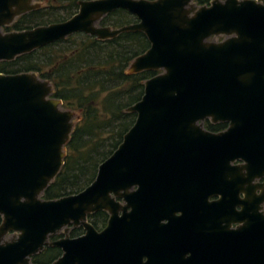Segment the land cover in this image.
<instances>
[{
    "label": "water",
    "instance_id": "1",
    "mask_svg": "<svg viewBox=\"0 0 264 264\" xmlns=\"http://www.w3.org/2000/svg\"><path fill=\"white\" fill-rule=\"evenodd\" d=\"M78 4L66 20L5 31L40 4L0 0V61L76 32L105 40L140 31L150 46L130 62L127 72H160L144 81L142 97L127 107L136 114L135 121L98 165L93 181L54 199L42 195L64 163L75 111L63 107L51 81L36 72L0 73V264H32L30 257L46 244L62 250L50 264H102L117 256L115 241L127 235L124 228L137 230L145 222L156 226L166 212L204 204L232 209L226 224L213 222L208 234L231 239L223 244L237 242L239 248L228 249V257L222 247L215 248V255L202 261L264 264V189L255 194L264 182L253 183L264 177V2ZM118 8L137 21L117 28L98 24ZM218 36L224 38L215 41ZM206 118L228 127L211 132L203 126ZM214 195L220 198L209 201ZM98 210L109 214L101 231L87 219ZM231 222L240 224L230 228ZM70 225L82 226L84 234L69 237ZM61 229L65 236L49 242ZM10 230L17 234L4 239ZM134 235L138 242L141 233Z\"/></svg>",
    "mask_w": 264,
    "mask_h": 264
},
{
    "label": "trees",
    "instance_id": "2",
    "mask_svg": "<svg viewBox=\"0 0 264 264\" xmlns=\"http://www.w3.org/2000/svg\"><path fill=\"white\" fill-rule=\"evenodd\" d=\"M78 1L52 0L47 8L26 12L4 30H22L65 20L77 11ZM211 1L195 0L197 5H208ZM133 21V14L118 8L104 15L99 24L116 28ZM149 46L147 37L140 31L122 32L105 40L76 32L13 60L0 61V73L34 71L51 81L54 96L62 100L63 107L80 114L66 144L62 168L44 190L43 198L54 199L82 190L95 178L98 165L122 141L136 118L127 107L142 97L144 81L155 74L154 71L128 73L127 68ZM104 216V211H96L88 215V220L99 229L105 222ZM79 231L80 228H73L72 236ZM59 254L57 247L48 246L32 261L42 264V256L50 255L53 259Z\"/></svg>",
    "mask_w": 264,
    "mask_h": 264
},
{
    "label": "flooded vegetation",
    "instance_id": "3",
    "mask_svg": "<svg viewBox=\"0 0 264 264\" xmlns=\"http://www.w3.org/2000/svg\"><path fill=\"white\" fill-rule=\"evenodd\" d=\"M41 1H43L44 4L39 3L40 4L39 8L30 11L47 8L50 5L49 2L52 0H41ZM78 8H79V4H78ZM136 21L137 19L135 17V21H133L132 23ZM104 26H110V25H104ZM223 38L224 37L222 36H218L215 38V41L222 40ZM146 71H151V70H146ZM158 72L160 71H154L155 74H157ZM203 126L211 132L218 133L224 131L228 127V123L222 121L214 123L211 122L208 118H206L203 121ZM239 162L240 161L237 160L233 164H238ZM262 182H264V177L255 179L253 181V183H257V184H262ZM263 189H264L263 185L259 186L258 188H256L255 194H260ZM244 197L245 194L240 193V198H244ZM219 198L220 195H216V196L214 195V196H210L208 200L215 201L218 200ZM116 200L121 201V199L117 197ZM211 205L204 204L198 208H196V206L190 205V207L188 208L186 206V209L179 208L174 212L169 210L170 212H166L165 213L166 216L163 217L160 224L156 226H150L145 222L140 224L141 227L137 230L124 228L123 232L126 233L127 235L125 236L122 235L121 237H117L115 241L118 242L116 244L117 256L112 261L110 260L108 262H102V264H205L202 261V258L209 254H211V256L213 257L215 255V248L218 247H222L225 253L224 255L227 256L229 254L227 251L228 249L237 250V248H239L237 245H235L237 244V242L234 245L227 243L223 244V242H231L232 240L231 239L224 240L219 238V236L209 235L208 230L211 228L210 225H212V223L216 222L217 220H222V224L225 225L226 219L230 218L231 216V213H229L228 210L232 212V209L230 207H222L220 209H216ZM217 207H219V205ZM130 209L131 207L128 208L127 211H130ZM240 209H241L240 205L235 207L236 211ZM262 209L264 210V203ZM98 211L105 212V216L103 217L105 218V222L103 225H101L99 229H97L98 231H101L107 225L109 214L105 210H98ZM122 213L123 212L120 209L119 215H121ZM239 224L240 223L231 222L229 227L236 228ZM73 228H80V231L77 232V234L74 236H72L71 234ZM84 232L85 230L82 226L70 225L66 233L69 237H77L84 234ZM135 232L141 233V236L139 235L140 237L138 242L136 241V239L138 238H136V236L134 235ZM15 234L17 233L10 230L6 233L4 239H9V237L11 238ZM63 236H65V231L61 229L55 234L48 237V241L52 242ZM234 240L237 241L236 238H234ZM48 246L57 247L60 250V254L53 259H50V255L46 257L42 256L41 259L42 264H50L62 254V250L58 246L53 244H46L44 245L41 251L33 254L30 257V261L32 264H35L32 261L33 257L39 253H42L44 249H46V247ZM218 254L219 253H217L216 255ZM137 259H139V263H137Z\"/></svg>",
    "mask_w": 264,
    "mask_h": 264
},
{
    "label": "rangeland",
    "instance_id": "4",
    "mask_svg": "<svg viewBox=\"0 0 264 264\" xmlns=\"http://www.w3.org/2000/svg\"><path fill=\"white\" fill-rule=\"evenodd\" d=\"M34 2H37V3H40V4H44V2L41 1V0H35ZM74 111H75V119L78 120L80 118L79 111H77V110H74Z\"/></svg>",
    "mask_w": 264,
    "mask_h": 264
}]
</instances>
